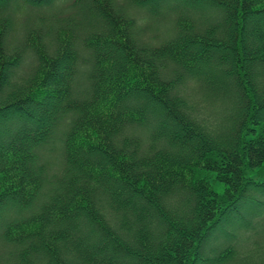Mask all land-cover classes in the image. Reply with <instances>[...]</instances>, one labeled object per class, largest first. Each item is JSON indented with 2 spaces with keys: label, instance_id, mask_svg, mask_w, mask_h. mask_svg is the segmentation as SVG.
Segmentation results:
<instances>
[{
  "label": "trees",
  "instance_id": "16d2710c",
  "mask_svg": "<svg viewBox=\"0 0 264 264\" xmlns=\"http://www.w3.org/2000/svg\"><path fill=\"white\" fill-rule=\"evenodd\" d=\"M0 264H264V0H0Z\"/></svg>",
  "mask_w": 264,
  "mask_h": 264
},
{
  "label": "rangeland",
  "instance_id": "374dc122",
  "mask_svg": "<svg viewBox=\"0 0 264 264\" xmlns=\"http://www.w3.org/2000/svg\"><path fill=\"white\" fill-rule=\"evenodd\" d=\"M23 19H24V18H23ZM254 175H255L256 178H258L259 175H262V174L258 173L257 176H256V173H254Z\"/></svg>",
  "mask_w": 264,
  "mask_h": 264
}]
</instances>
